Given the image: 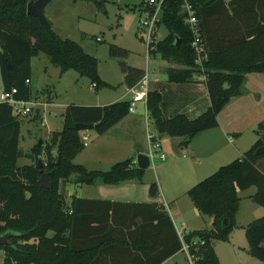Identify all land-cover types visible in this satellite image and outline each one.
<instances>
[{
	"label": "trees",
	"instance_id": "16d2710c",
	"mask_svg": "<svg viewBox=\"0 0 264 264\" xmlns=\"http://www.w3.org/2000/svg\"><path fill=\"white\" fill-rule=\"evenodd\" d=\"M30 1L0 0V72L4 91L16 87L17 99H33L32 87L27 80L32 79L31 60L40 53L47 54L62 73L73 69L89 78L97 90L113 87L101 79L96 56L73 39L61 38L54 31L51 35L37 17L27 13ZM190 1L198 10L208 49L204 71L196 64L193 35L184 23L183 0H164L160 25L165 24L168 34L151 50L153 54L183 66L168 69L170 82L187 83L195 75L205 74L210 106L196 118H189L185 113L167 118L161 109V92L150 90L147 99L148 112L158 135L186 137L187 140L218 126V114L232 97L242 94L247 74L264 72V0ZM138 7L136 5L132 10ZM110 55L127 58L129 51L112 44ZM122 71L130 88L145 76L144 70L126 62L122 64ZM129 107V100L104 106L69 105L64 113L63 128L51 133L45 147L37 143L32 149L37 159L43 153L47 156L46 165L39 167L38 160L36 164H18L23 157L20 149L23 122L9 103L0 101V235L11 234L8 244L0 245V251L4 252L0 264H101L104 253L113 255L116 264L119 261L116 256L127 254L136 242L141 244L139 249L147 256L141 264H161L181 250L183 243L196 264H220L214 245L216 241H228L237 225L236 215L241 203L239 190L255 186L252 200L264 206V172L257 166L264 157L257 153L264 144L262 134L240 158L221 166L188 190L198 211L212 216L214 221L211 229L186 233L183 242L169 213L157 203H120L74 197L68 204L60 191V182L67 179L88 185L97 181L106 184L142 181L145 169L139 168L131 158L113 164L107 171L89 170L74 162L85 148L76 124L97 125L95 130L102 135L130 113ZM259 128L261 133L264 132L263 124ZM44 172L49 174L50 189L39 183ZM159 192L157 183L153 182L151 196L156 197ZM86 201L102 202L105 218H90L91 210L83 207ZM118 205H124L126 210L119 212ZM127 216L130 221L139 216L143 219L136 229L138 239L132 238L130 242L118 237L100 240L93 246L83 245V228L88 219L101 223L111 217L116 225L126 227ZM104 224L106 227L107 222ZM245 230L249 253L264 262V216L250 222Z\"/></svg>",
	"mask_w": 264,
	"mask_h": 264
},
{
	"label": "crops",
	"instance_id": "0c3cea01",
	"mask_svg": "<svg viewBox=\"0 0 264 264\" xmlns=\"http://www.w3.org/2000/svg\"><path fill=\"white\" fill-rule=\"evenodd\" d=\"M230 1L231 0H226L227 3ZM98 3L101 5L103 2L101 0ZM99 38L100 37H97V41H102V38ZM139 38L144 41L140 34ZM119 47L127 49L130 55V50L128 48L122 46ZM151 57H155V54L152 53ZM148 62L149 61L147 59L146 69L143 64L130 63L129 65L144 70L146 75L149 71ZM168 62V66L165 67L167 74L169 68L180 69L183 67L177 63H173L171 61ZM68 71L63 73L61 72V76L66 74ZM99 74L102 80L106 81L113 87H104L99 89L100 91L97 92L96 100L94 102H71L65 104L63 106V110L58 112V115L62 116V120L59 123L60 128H56V130L50 128L46 134L49 135L52 132L60 131L63 128L64 113L67 107L71 104L104 106L114 102L122 100L130 101L132 99L133 94L130 92V87L124 84L126 86L125 93L121 94L118 98L107 100L114 94L104 93L105 90L108 89L113 91L115 86L107 77L102 75L100 69ZM154 76L156 78L152 80L151 84H149V91L157 90L162 93L163 99L161 102V109L165 117L170 118L176 114L185 113L189 118H196L210 106V98L206 83L204 80L198 79L197 75H195L191 82L187 83L161 81L157 73H152V77ZM124 81L125 74L123 73L121 83H124ZM31 83L32 79L30 81V84ZM138 83L135 86H137ZM92 87L96 88V86L91 83V88ZM3 91L4 88L2 83L1 94ZM129 94L132 95L131 98L128 97ZM39 96L40 95H38L35 100L38 103L37 105L43 107L41 124L47 125L50 119L46 116L48 114H46V109L48 107L59 106V104L56 103V100H54L51 96H49V101H41L39 103ZM149 120H151V123ZM261 124L264 125V72H252L246 76V82L243 86L242 94L232 97L230 102L218 114V126L204 130L190 140H187L186 137H170L166 135L159 136L162 152L166 154V159H169V161L160 164L158 167L153 166V175L151 172V164L153 162L150 161L151 164L149 168L145 169V174L141 182L137 180H127L116 184H106L102 181H97L95 184L88 185L76 184L74 180L70 179L66 185V201L68 204H71L73 198L78 197L88 200L120 203H157L159 207H164L169 213L177 230L178 236L183 242V237L186 233L193 230L211 229L214 221L212 216L203 215L198 211L187 194L188 190L204 178L216 172L221 166L240 158L247 150H249L259 139L260 135H263V132L261 133L259 128ZM151 132L157 133L155 124L149 115L146 103H143V107L139 108L137 105L136 112H130L120 122L102 135L98 134L95 129L92 130V133L81 131V137L83 135L89 136V142L92 143V147L96 144H101L103 148L101 149V152L99 151V153H92L93 155L87 152L85 153L87 150L86 147L90 144L88 142V145H86L85 148L74 158V162L82 155L83 159H87L94 164L80 162L81 160L77 162L78 164L86 166L89 170L107 171L106 169L101 168V163L111 161V168L113 164L123 161L119 160L121 157L118 156L123 155L122 159L125 160L131 158L133 159L134 164L137 165L138 154H150L151 142L149 139V133ZM245 132H250L252 137L244 139L243 137ZM23 141H25L24 136L21 134L20 149L23 152V157H29L30 153L25 152L21 147ZM24 165H30V163ZM153 182L157 183L160 191L159 195L156 197H153L150 194V185ZM81 186H83L82 193L76 192V187ZM172 187H176L178 190L182 191V194H180V196L173 194ZM72 189H74V193L72 192ZM255 192L256 190L247 195L252 202H254L252 200V196ZM240 193L241 191H239V194ZM186 196L189 197L190 201L186 198ZM253 204L255 203H250L248 206L250 210H254L259 213L256 217L259 218L261 215L264 216V209H261L264 208V206L256 207L259 204L256 206ZM241 205L242 203H240V208L236 215L237 225L234 228L230 239L228 241L215 242L214 246L219 257L220 264H223L224 260L226 257H229V255H234L235 257L238 256L240 258V254L237 251L240 250V248H247L249 253V244L246 238L245 227L253 220L248 221L244 225H240L242 224V222H239ZM83 207L91 210L90 218L96 216H102L101 218L104 217L105 205L102 202L86 201L83 203ZM117 210L120 212L123 210L125 211L126 209L124 205H118ZM127 217L128 221L126 222V227L116 225L115 222L111 221V217L110 220H106V227H104V223H106L105 219H103L101 223L96 219L92 220V222L88 219L83 228V245L85 247L89 245L93 246L100 240H115L118 237L125 238L130 242L132 238L133 240L138 239L139 233L136 229L139 225H141V223H143V219L139 216L130 221V217ZM237 227L242 228L244 238L246 239H243V236L240 233L241 230L238 231ZM239 236H242V242L237 241ZM140 246L141 244L136 242L127 254L123 256H116L119 257V261L117 263L141 264L143 260L147 259V256L139 249ZM145 246L147 247L148 244ZM145 250L148 251V248H145ZM189 254V251L186 250L183 243L181 250L177 251L161 264H191ZM112 257L114 256L110 255V253H104L101 264H114ZM258 264H264V262L260 260V263Z\"/></svg>",
	"mask_w": 264,
	"mask_h": 264
},
{
	"label": "rangeland",
	"instance_id": "374dc122",
	"mask_svg": "<svg viewBox=\"0 0 264 264\" xmlns=\"http://www.w3.org/2000/svg\"><path fill=\"white\" fill-rule=\"evenodd\" d=\"M101 0H52L45 8V13L49 19L52 30L59 35L61 38H70L80 43L85 50L96 56L99 60V69L104 77H107L110 82L114 84L113 91L108 89L104 93H113L112 100L118 98L121 94L125 93L124 81L122 82V64H143L146 69V63L148 59V79L150 84L152 83V73H157L161 81H168V74L165 67L168 66L169 62L161 57L160 54H156L155 57L147 55L146 46L144 41L139 38V14L143 10L144 0H102L100 5L98 2ZM140 4V5H139ZM135 5H139L138 11L132 10ZM168 34V29L165 24H161L159 32L157 33L158 39L162 40ZM97 37L102 38V41H97ZM116 44L130 50L128 58L124 57H113L110 55V45ZM151 57V58H150ZM172 62V61H171ZM176 63V62H173ZM179 64V63H177ZM181 67L182 65L179 64ZM125 84V85H124ZM33 101L38 97L39 103L47 102L50 100L49 96L56 100L59 106L48 107L46 109V116L50 119L47 125H42V109L40 105L34 106L31 114L21 117L22 119V131L21 134L24 136V140L21 147L22 149L30 153L29 157H22L18 160L20 165L24 164H36L37 160L41 158L42 167L47 163V156L45 153L37 159L33 152V146L42 140V146L45 147L51 139V134H46L50 128L56 130L59 127V123L62 120V116L58 115V112L63 110V106L71 102H94L96 100L97 90L91 88V81L85 76H81L75 70H69L66 74L61 76L60 69L55 66L45 53H40L38 56L32 58V83ZM2 88V78L0 72V96ZM129 94V98H131ZM127 97V98H128ZM143 107V103H138V108ZM255 111V110H254ZM256 113V112H255ZM56 115V116H55ZM151 123V120H149ZM152 127V125H151ZM153 128V127H152ZM92 133V130L86 131ZM252 137L250 132L244 133V139ZM89 146L86 147L85 153L96 154L101 152L103 148L101 144H96L92 147V143L89 142ZM92 154V155H93ZM56 155V154H55ZM119 160H124L123 155ZM87 162L88 164H94L93 162L83 159L82 155L78 158L76 163ZM118 160V161H119ZM169 161H164L159 158L155 159L151 164V172L153 175V166L158 167L160 164ZM110 162H102L101 168L109 170ZM98 164V163H97ZM257 166L264 172V157H262ZM70 179L62 180L60 182V191L64 194L66 199V185ZM73 180V179H71ZM256 187L251 186L246 190H239L241 193V211L239 213L240 225L246 224L250 220H254L258 217V212L250 210L248 204L252 202L248 194L255 191ZM83 186L76 187V192L82 193ZM74 193V189H72ZM172 193L180 196L182 191L176 187H172ZM189 200V197L186 196ZM182 201V199H181ZM190 201V200H189ZM262 207V206H256ZM264 209V208H261ZM263 216V215H261ZM259 216V217H261ZM238 231L244 238L242 228L237 227ZM53 234L52 231L49 232ZM242 236L237 238L238 242H242ZM240 254L238 256L229 255L226 257L223 264H258L260 260L254 258L248 253V249L237 250ZM4 252L0 251V259H3ZM250 259V260H249ZM195 262V261H194ZM196 263V262H195ZM172 264V263H170ZM187 264V263H183Z\"/></svg>",
	"mask_w": 264,
	"mask_h": 264
},
{
	"label": "built area",
	"instance_id": "2783aa9c",
	"mask_svg": "<svg viewBox=\"0 0 264 264\" xmlns=\"http://www.w3.org/2000/svg\"><path fill=\"white\" fill-rule=\"evenodd\" d=\"M163 3L164 0H144L143 10L139 14V24L138 29L141 37L144 40L147 49V55L152 54V47L158 42V35L160 28V23L162 22L163 16ZM182 11L184 14V23L191 30L193 35L192 48L196 55V64L200 69L204 71L205 62L208 60V49L203 37L201 20L198 15V10L193 6L190 0H183ZM100 39V38H99ZM198 79H206V75H197ZM148 73L141 79L137 86L130 88V92L133 94L132 99L130 100V112L137 111L138 103H146L148 99L149 92V79ZM152 80L156 77H151ZM27 83H30L27 80ZM18 92L16 87H13L11 90L3 91L1 94V101L9 103L13 107V112L19 117L27 116L31 114L33 107L38 103L37 101H25L17 99L15 94ZM149 139L151 142V150L148 155L150 161L154 162L155 159L159 158L160 160L166 159V154L162 152L161 143L159 135L155 132L149 133ZM82 141L84 145H88L89 136L83 135ZM186 250L188 247L185 245ZM191 264H196L192 255L189 254Z\"/></svg>",
	"mask_w": 264,
	"mask_h": 264
},
{
	"label": "water",
	"instance_id": "95a60500",
	"mask_svg": "<svg viewBox=\"0 0 264 264\" xmlns=\"http://www.w3.org/2000/svg\"><path fill=\"white\" fill-rule=\"evenodd\" d=\"M52 0H32L28 3L27 5V13L29 15H33L35 17H37L40 22L45 26V28L47 29V31L53 35V30H52V26L51 23L49 21V19L46 16L45 13V8L48 5V3H50ZM97 125H92V124H82V123H77L76 124V128L79 131H88V130H93L96 128ZM263 138V142H264V132L262 135ZM43 142L42 140L39 141V145L42 146ZM259 154H263L264 155V144L263 146L258 150ZM60 159V157H59ZM150 158L147 154L144 153H140L137 156V165L139 168L141 169H147L150 166ZM39 167H42V162H41V158L39 160ZM39 183L42 187L44 188H48L50 189L52 187L51 181L49 180V174L47 172H44L40 179H39ZM11 234L10 233H6L3 235H0V245H5L8 244L9 239H10Z\"/></svg>",
	"mask_w": 264,
	"mask_h": 264
}]
</instances>
